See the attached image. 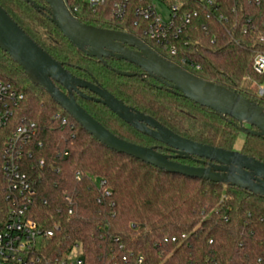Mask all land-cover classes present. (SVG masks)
<instances>
[{
    "label": "trees",
    "instance_id": "1",
    "mask_svg": "<svg viewBox=\"0 0 264 264\" xmlns=\"http://www.w3.org/2000/svg\"><path fill=\"white\" fill-rule=\"evenodd\" d=\"M34 1L48 8L43 0ZM215 2L216 11L186 0L181 15L197 11V16L174 41L179 55L168 57L144 39L134 24L143 23L134 12L140 0L133 1L124 21L113 16L112 0L96 10L82 0H73L80 9L76 13L80 21L132 33L195 75L264 106V99L257 95L263 78L253 70L255 51L262 46L264 2L260 6L251 0ZM0 5L75 76L100 83L126 104L183 137L239 150L264 162V138L243 133L244 140L238 145L242 132L232 118L222 117L152 77L117 74L114 69L142 70L113 58H107L104 65L79 51L49 20L46 9L38 11L25 0H0ZM219 13L228 21L220 22ZM251 19L259 29L250 28ZM182 58L200 68L189 69L181 64ZM0 80L24 94L16 122H34L37 128L30 144L32 155L24 162L26 172L36 180L34 194L29 202L28 197L13 191L0 161V219L26 203L27 216L44 230L53 231L40 251V264H57L56 259L75 243L82 245L86 264H138L140 256L142 264H264V197L236 186L168 172L110 149L32 83L2 49ZM76 98L115 135L139 145L156 146L165 153L166 145L140 133L104 105L79 95ZM58 112L67 117L66 124L55 117ZM2 150L0 144V154ZM174 237L176 241H172ZM126 255L128 262L122 260Z\"/></svg>",
    "mask_w": 264,
    "mask_h": 264
},
{
    "label": "water",
    "instance_id": "2",
    "mask_svg": "<svg viewBox=\"0 0 264 264\" xmlns=\"http://www.w3.org/2000/svg\"><path fill=\"white\" fill-rule=\"evenodd\" d=\"M25 1L38 11L46 9L49 20L87 56L96 57L104 65H107V58L124 60L142 70V73H138L114 69L117 74L152 77L222 117L232 118L238 123L240 132L264 138V106L255 100L195 75L163 57L131 33L80 21L69 8L67 0H43L48 8L34 0ZM0 49L22 67L32 83L49 93L75 121L110 149L168 172L236 186L264 197V162L239 150L214 147L183 137L154 117L126 104L100 83L75 76L37 44L1 5ZM84 90L93 95L86 94ZM75 93L104 105L140 133L169 147L174 154L163 153L156 146L139 145L115 135L77 101ZM194 158L201 164L209 160V164L196 166L179 161Z\"/></svg>",
    "mask_w": 264,
    "mask_h": 264
},
{
    "label": "built area",
    "instance_id": "3",
    "mask_svg": "<svg viewBox=\"0 0 264 264\" xmlns=\"http://www.w3.org/2000/svg\"><path fill=\"white\" fill-rule=\"evenodd\" d=\"M134 0H112L111 12L120 21H124L132 7ZM156 1L165 2L170 9V17L164 20L158 12ZM205 5L209 9L217 10L215 0H190ZM255 5L260 6L264 0H251ZM93 9L104 6L107 0H82ZM186 0H140L134 6L135 15L143 22H134L140 29L144 39L156 45L164 55L168 57L178 56V48L174 41L192 23L197 11L180 13ZM67 4L76 15L79 12L77 4L73 0ZM220 22H227L228 17L223 13L218 14ZM251 22V29H259V25ZM262 31L260 42L262 46L255 51L253 59V70L263 81L258 86L257 95L264 99V20L262 21ZM181 64L189 69H199V65L182 58ZM181 66V65H180ZM183 67V66H182ZM185 68V67H183ZM188 70V69H187ZM189 71V70H188ZM191 72V71H190ZM193 73V72H192ZM24 99L22 91L17 89L10 82L0 80V144L2 153L0 161L2 168L13 191L28 197L34 194L36 180L26 172L25 159L31 157L30 144L36 134L37 128L34 122H16L17 108ZM61 118L62 123L68 122L67 117L60 112L55 115ZM43 160L40 164H43ZM109 194V192H106ZM28 205L12 208L6 213L5 219H0V264H40L42 261L40 251L46 239L53 235L52 230H44L36 224L34 220L27 216ZM186 235H183L185 238ZM174 237L172 241H176ZM168 241V238L165 239ZM121 247H123L121 245ZM122 260L128 262V256H123ZM143 257L137 260L138 264L143 263ZM57 264H86L84 250L80 243H75L72 249L56 259Z\"/></svg>",
    "mask_w": 264,
    "mask_h": 264
},
{
    "label": "rangeland",
    "instance_id": "4",
    "mask_svg": "<svg viewBox=\"0 0 264 264\" xmlns=\"http://www.w3.org/2000/svg\"><path fill=\"white\" fill-rule=\"evenodd\" d=\"M156 7L158 9L159 14L164 20L169 19L170 9H169L168 4H166L165 2H161V1H156ZM244 136L245 135L243 133H240L239 138H238V145L242 143V141L244 140Z\"/></svg>",
    "mask_w": 264,
    "mask_h": 264
},
{
    "label": "flooded vegetation",
    "instance_id": "5",
    "mask_svg": "<svg viewBox=\"0 0 264 264\" xmlns=\"http://www.w3.org/2000/svg\"><path fill=\"white\" fill-rule=\"evenodd\" d=\"M122 31V30H121ZM125 32H127V31H125ZM129 33V32H128ZM132 34V33H131ZM137 37V36H136ZM139 38V37H138ZM141 39V38H140ZM141 40H143V39H141ZM144 41V40H143ZM145 42V41H144ZM146 43V42H145ZM125 47H128V48H130V49H136L135 47H133V46H128V45H125ZM164 55V54H163ZM164 57V56H163ZM113 59H115V58H113ZM148 77V76H147ZM92 81V80H91ZM162 84V83H161ZM162 85H164V84H162ZM166 86V85H165ZM167 88H169L168 86H166ZM85 92H86V94H89V95H93V93H91L90 91H88V90H84ZM76 95H79V94H77V93H75V96ZM80 96V95H79ZM81 97V96H80ZM83 98V97H82ZM77 99V98H76ZM83 99H85V98H83ZM87 100V99H86ZM78 101V100H77ZM89 101V100H88ZM165 153H169V154H174V152L169 148V147H165ZM188 161H191L189 164H191V165H196V166H208V164H209V160H205V164H201V163H199V162H197L196 161V158H194V159H190V160H188Z\"/></svg>",
    "mask_w": 264,
    "mask_h": 264
}]
</instances>
